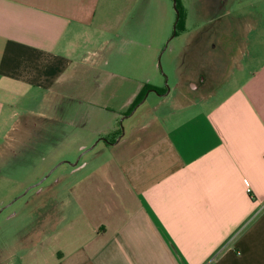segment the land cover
Returning a JSON list of instances; mask_svg holds the SVG:
<instances>
[{
    "label": "crops",
    "instance_id": "1",
    "mask_svg": "<svg viewBox=\"0 0 264 264\" xmlns=\"http://www.w3.org/2000/svg\"><path fill=\"white\" fill-rule=\"evenodd\" d=\"M232 1L221 12L187 10L175 34L184 42L178 87L218 89L200 103L165 91L140 111L144 100L119 135L143 85L163 87L151 84L146 60L122 59L128 74L102 70L119 63L116 0H0V141L12 107L26 117L11 129L33 131L41 125L30 116H47L35 103L54 115L71 91L80 116L113 112L110 124L81 129L76 146L102 141L114 162L81 182L69 223L57 204L67 174L46 188L37 238L22 239L24 264H264V0L238 13ZM150 18L138 13L142 31Z\"/></svg>",
    "mask_w": 264,
    "mask_h": 264
},
{
    "label": "rangeland",
    "instance_id": "2",
    "mask_svg": "<svg viewBox=\"0 0 264 264\" xmlns=\"http://www.w3.org/2000/svg\"><path fill=\"white\" fill-rule=\"evenodd\" d=\"M244 1L233 0L230 10L240 12V3ZM225 2L227 0H183L186 10L191 13L221 12ZM225 6L227 7V4ZM261 8L262 6L258 5L255 11ZM141 9L146 12L149 9L151 12L146 31L138 27V13ZM112 10L121 15L117 45L119 63L117 64H120L122 59L148 61L146 72L152 74L151 84L163 87L166 92L173 90V95L180 98L178 103L203 102L205 96L218 89L215 83L200 89L189 88L188 90L178 87V66L182 60L180 52L184 42L180 35L173 37L177 19L173 0H116ZM128 14L131 18L125 20ZM122 15L125 18H122ZM220 22L224 20L221 19ZM130 23L133 27L130 26L128 29L127 26ZM145 46L149 47L143 50ZM117 64L109 60L102 70L129 73L128 68H122L121 64L118 67ZM197 84L200 83L197 82ZM75 96L76 94L71 91L66 99L61 100V105L57 106L54 115L52 111L48 112L47 109L41 108L44 105L41 100L35 103V111L37 113L43 111L47 116L44 118L30 116V119L35 118L42 128L43 124L50 125L49 130L46 131H44L45 128L42 130L39 127L34 128L33 131L25 130L16 133L10 125H14L16 120L25 119L26 116L17 106L12 107L9 112L7 137L0 141V264H24L22 260L25 251L22 250V239L27 236L30 241L34 236L37 238L35 227L41 221L42 213L45 212L44 209L39 210V205L43 199H48V196H45L49 193L46 192V188L55 183L58 176L67 174V179L61 183L63 189L57 204L60 215L64 213L65 216L69 215L68 218L66 217V223H69L70 218L72 220L79 216L78 199L76 200L75 197L81 182L90 183L87 178L102 171L103 167H106L104 165L113 161V150L102 141L98 143V140H95L83 151H79L76 146L85 136L81 129L96 127L95 119L110 124L109 120L113 117L112 107H110L111 110L105 109L106 113L102 116L87 119L79 113L84 109V102L72 99ZM146 96L147 99L144 98L146 101L140 107V111L158 106L160 100L158 94L147 92ZM109 101L107 99L104 104L107 105ZM162 107L163 105H160V108ZM155 112H158V109ZM138 113L127 117L122 122L123 118L120 119L122 133L128 131L131 123L137 122ZM79 157L78 167H71L69 163L76 162ZM46 176L49 177L41 183V186H35ZM68 185L69 189L66 188ZM43 187H45L44 193L40 192ZM48 205H52V201ZM47 207L50 206H46V210H50ZM63 208L67 210L64 211ZM70 210H74L71 215ZM50 230L51 228L48 227L46 234L50 233ZM5 258L7 260H4Z\"/></svg>",
    "mask_w": 264,
    "mask_h": 264
},
{
    "label": "trees",
    "instance_id": "3",
    "mask_svg": "<svg viewBox=\"0 0 264 264\" xmlns=\"http://www.w3.org/2000/svg\"><path fill=\"white\" fill-rule=\"evenodd\" d=\"M176 9L179 11V20L176 26L177 29V33L180 32V27L183 25V23H185V18H186V7L183 4V0H176ZM151 90H155L157 92V94L161 95L165 93V89L163 88H159V87H155L153 85L150 84H146L144 85V87L142 88L141 92L139 93L138 97L135 99L134 103L132 104V106L130 107L129 111L127 112V116L130 115L132 113V111L144 100L147 92H150ZM122 133V131H120L119 135ZM108 142V141H107Z\"/></svg>",
    "mask_w": 264,
    "mask_h": 264
},
{
    "label": "water",
    "instance_id": "4",
    "mask_svg": "<svg viewBox=\"0 0 264 264\" xmlns=\"http://www.w3.org/2000/svg\"><path fill=\"white\" fill-rule=\"evenodd\" d=\"M173 2H174V7H175V10H176V14H177V19H176V22H175V25H174V34H173V37L175 36V34H176V26H177V23H178V20H179V11L176 9V0H173ZM152 91H154V92H156L155 90H152ZM144 101V100H143ZM142 101V102H143ZM141 102V103H142ZM139 106V105H138ZM137 106V107H138ZM137 107L132 111V113L130 114V115H132L135 111H136V109H137ZM129 115V116H130ZM123 121V119L121 120V122ZM124 133V132H123ZM122 133V134H123ZM79 160H80V157H79V159H77V161L76 162H74V163H69L71 166H74V167H76L77 165H78V163H79ZM53 170H55V169H53ZM49 176H46V177H44L37 185H35V186H38V185H40L42 182H44L47 178H48Z\"/></svg>",
    "mask_w": 264,
    "mask_h": 264
},
{
    "label": "built area",
    "instance_id": "5",
    "mask_svg": "<svg viewBox=\"0 0 264 264\" xmlns=\"http://www.w3.org/2000/svg\"><path fill=\"white\" fill-rule=\"evenodd\" d=\"M248 192L250 193V189L248 190Z\"/></svg>",
    "mask_w": 264,
    "mask_h": 264
}]
</instances>
